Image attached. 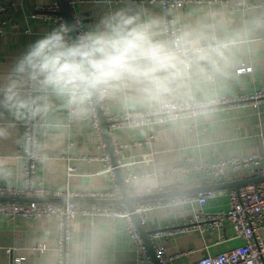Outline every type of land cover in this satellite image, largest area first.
Listing matches in <instances>:
<instances>
[{"label":"crops","instance_id":"crops-1","mask_svg":"<svg viewBox=\"0 0 264 264\" xmlns=\"http://www.w3.org/2000/svg\"><path fill=\"white\" fill-rule=\"evenodd\" d=\"M228 1L227 6L188 5L170 13L178 36L188 33L192 46L198 48L224 43L227 47L223 49L222 56L212 53L209 60L194 59L189 71L183 77L172 81L169 85L170 91L158 100L148 99L140 90L142 86L135 84L122 92L113 93L105 98L109 113L123 116L154 111L166 100L206 101L215 96L236 98L255 91L264 94L263 12L253 7L259 0H244L241 7L234 5L236 0ZM0 5L5 8L0 13V24L5 30L4 36L0 38L2 78L26 46L50 31L54 24L32 18L35 8L50 7L52 0H13L11 5L0 0ZM137 6L161 18L157 5ZM104 11L105 7L101 3H79L69 12V16L75 14L81 17L84 27H87L95 24ZM158 38L163 39L161 33ZM242 67L249 68V72L236 74ZM206 73L211 75V81L206 80ZM86 117L87 114L74 118L68 126V111L59 102H54V107L46 115L33 118L36 126L35 153L42 159L34 167V180L37 183L59 192L67 189L94 193L109 191L112 180L102 173L103 163L98 161L101 153L97 149L96 136L90 123L85 120ZM25 120L26 117L17 119L6 110L0 109V187L24 188V170L14 158L21 144ZM147 133L153 136L150 144L138 145L136 142ZM114 135L119 144L126 146L121 154L122 162L131 163L146 155H150L152 160L149 164L131 168L135 175L144 176L146 179L138 181L135 190H129L124 184L128 196L151 195L144 194V188L154 184L152 174H168L158 181L163 186L182 180V186L166 189V192L229 184L246 179L196 185L189 177L185 178L174 171L184 165L186 159L192 160L191 165H197L227 161L233 157L260 155L264 137V103L256 109L216 111L170 126L150 127L147 131L126 129ZM66 154L72 157L70 166L75 169L74 176L70 179L66 176V162L62 159ZM79 158L97 160L86 162L78 160ZM119 173L123 180V172ZM115 182L117 183L116 177ZM228 190L230 189L223 191ZM219 191L222 190L213 191L216 196L206 202L204 211L215 213L226 209L227 199L218 195ZM119 198L118 190L113 200ZM52 204L62 205L64 202L62 199H53ZM77 205L89 206L83 203ZM192 216L193 212L185 207L156 210L147 215L146 223L141 228L147 233L166 226H177L188 222ZM57 236V221L53 217L40 218L35 222L18 221L14 226L0 217V264H11L12 258L17 256L25 259L23 264H56ZM225 236V241L217 245H213L217 238V233L214 232L203 239L192 231L159 239L158 242L164 246L167 256L178 252L188 253L185 258L177 259L172 264H194L206 253L216 255L242 245L241 239L237 238L233 230L226 229ZM261 237L264 240V232ZM37 244L44 245L46 250L43 253L35 251ZM68 264L142 263L127 238L122 220L95 217L90 226L84 219L77 217L71 222Z\"/></svg>","mask_w":264,"mask_h":264},{"label":"built area","instance_id":"built-area-1","mask_svg":"<svg viewBox=\"0 0 264 264\" xmlns=\"http://www.w3.org/2000/svg\"><path fill=\"white\" fill-rule=\"evenodd\" d=\"M9 5L13 0H5ZM120 0H117L119 3ZM135 5L153 4L160 10L163 28L161 36L163 40H175L178 36V30L173 27L170 13L188 5H215L227 6L228 0H131ZM79 3H100L99 0H66L65 5L70 12L76 4ZM244 0H236L234 5L243 6ZM263 12L264 20V0H259L253 5ZM5 8L0 5V13ZM32 18L41 22H52L54 26L60 20L64 19L61 15V8L58 0H52L50 7L35 8ZM74 18L83 19L75 14L69 16L70 21ZM3 24V23H2ZM5 30L0 24V38L4 36ZM206 47L203 49H211ZM194 60V59H193ZM190 69V68H189ZM187 70V72L189 71ZM249 68H240L236 74L240 75L249 72ZM207 81H211V75L205 74ZM99 111L103 117L108 134L109 144L111 146L112 156L114 157V166L111 163L107 147L101 133V126L95 109L94 101L90 105L87 120L96 136L97 149L101 153L98 161L103 163V174L108 175L112 180L109 191L103 193L94 192H75L65 190L59 192L45 188L41 183L34 180V167L38 161H42L35 153V132L36 126L33 118L26 117L22 132L21 144L15 155V161L24 170V188L0 187V198H21V199H62L64 204L53 205L50 203H0V217L14 226L18 221L35 222L40 218L53 217L57 221V261L56 264H68L69 246L71 240V222L80 217L90 226L95 217H105L112 221L122 220L125 223L127 238L137 252L138 259L142 264H154L148 255V251L133 221L137 219L140 227L146 223L147 215L156 210H169L173 207H185L193 212L192 218L185 223L177 226H166L160 229L147 232L146 240L150 245L153 256L157 264H172L173 261L185 258L188 253L178 252L172 256H167L165 248L158 242L159 239H168L176 235H182L187 232H196L203 239L208 234L217 233V238L213 245L225 241L226 229L235 232L237 238L241 239L242 245L230 249L226 252L216 255L206 253L194 264H264V240L261 237L264 232V181L240 186L230 189L227 192L219 191L218 195L225 196L227 199L226 209L215 213H209L203 210L207 201L213 199L216 193L213 191H203L192 195L180 197L153 200L141 202L133 205L132 211L128 212L126 208L115 209L109 206H79L76 201H110L114 199L115 193L119 190L115 182V171L123 172V184L129 190H135L138 181L145 180L146 177L135 175L131 168L135 165H144L151 163L150 155L131 163L122 162L121 154L125 149L124 144H119L114 133L126 129L137 128L138 130H148L150 127H164L176 124L184 120H192L198 115L208 114L216 111H223L236 108L256 109L264 103V94L255 91L250 94L241 95L236 98L215 96L206 101H184L176 102L166 100L156 110L143 113L127 114L115 116L109 113L105 104V99L96 101ZM74 118L68 112V126L71 125ZM153 136L149 133L143 139L136 142L140 146H148ZM62 159L66 162V176L68 179L74 176L75 169L70 166L73 161L68 154ZM80 161L90 162L96 158H79ZM192 160L186 159L185 164L177 167L174 172H178L189 177L196 185H207L213 181L222 183L225 181L239 179H255L264 177V137H262V152L260 155L249 157H233L227 161L205 162L197 165H191ZM168 174H152L151 179L154 184L144 188V194H161L166 189L182 186L183 182L175 181L173 184L163 186L158 183L159 179ZM165 187V188H164ZM198 208V210H196ZM208 248L206 247L205 250ZM34 250L43 253L46 248L42 244H37ZM24 258L17 256L12 258L11 264H23Z\"/></svg>","mask_w":264,"mask_h":264},{"label":"clouds","instance_id":"clouds-1","mask_svg":"<svg viewBox=\"0 0 264 264\" xmlns=\"http://www.w3.org/2000/svg\"><path fill=\"white\" fill-rule=\"evenodd\" d=\"M99 2L105 11L95 24L84 27L79 18L62 19L26 46L0 78V109L17 119L35 118L59 102L70 116L81 118L94 100L133 84L158 100L193 59L222 56L227 47H193L188 33L172 41L159 39L161 18L131 0Z\"/></svg>","mask_w":264,"mask_h":264},{"label":"water","instance_id":"water-1","mask_svg":"<svg viewBox=\"0 0 264 264\" xmlns=\"http://www.w3.org/2000/svg\"><path fill=\"white\" fill-rule=\"evenodd\" d=\"M66 0H59L60 6H61V15L65 20H69V11L66 8L65 5ZM95 109L97 112V116L99 119V123L101 126V132L104 138V142L107 147L108 154L111 159V163L114 166V157L112 156L111 146L109 144L108 134L106 130V125L104 123L103 117L99 111V106L97 102L94 100ZM115 177L117 180L118 188L120 191V198L117 200H110V201H98V200H89L85 202L76 201V204L83 203L85 205H96V206H124L128 212L132 211V205L135 203L145 202V201H151V200H162V199H168V198H174V197H180L185 195H192L203 191H216V190H226V189H235L240 186L248 185V184H255L259 182L264 181L263 178H255V179H248V180H239L235 181L233 183L229 184H223V185H213V186H200L195 187L192 189H184V190H177V191H169L161 194H151V195H142V196H128L126 193L124 184L122 182V179L120 177V173L118 170L115 171ZM9 203V202H18V203H53V199H21V198H0V203ZM64 202V201H63ZM133 221L137 227V230L144 242V245L147 248L148 254L151 258V260L154 262V264H157V262L154 259L152 250L150 248L149 243L146 240L147 233L143 231V229L140 227V225L137 222V219L133 217Z\"/></svg>","mask_w":264,"mask_h":264},{"label":"trees","instance_id":"trees-1","mask_svg":"<svg viewBox=\"0 0 264 264\" xmlns=\"http://www.w3.org/2000/svg\"><path fill=\"white\" fill-rule=\"evenodd\" d=\"M113 208L118 209L119 207H118V206H115V207H113Z\"/></svg>","mask_w":264,"mask_h":264}]
</instances>
